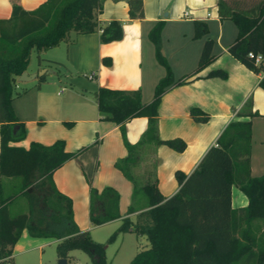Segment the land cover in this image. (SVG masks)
<instances>
[{
	"label": "trees",
	"instance_id": "trees-1",
	"mask_svg": "<svg viewBox=\"0 0 264 264\" xmlns=\"http://www.w3.org/2000/svg\"><path fill=\"white\" fill-rule=\"evenodd\" d=\"M128 18L142 17L141 0H126ZM102 0H43L32 9L11 5L8 17L0 18V177L19 176L18 191L3 195L0 183V264H12L11 250L20 231L31 236L56 240V253L65 258L71 249L85 252L90 264H107L103 243L93 240L88 230H80L72 218L71 200L56 189L51 172L64 160L76 155L83 146L67 151L62 139L49 144L29 142L26 148L8 144L23 137V124L17 120L11 105L14 80L28 63L33 48L40 51L59 41L72 42V35L98 30L102 42L121 37V21L99 23L96 18ZM220 18L230 19L236 28L227 51L247 68L259 72L253 62L255 53L264 54V0H217ZM163 21H155L147 35L153 44L156 61L163 74L153 86L149 101L142 102L138 88L132 90L97 86L94 101L103 118L122 124L134 116H145L147 126L139 141L125 143L126 154L115 166L132 181L134 191L146 197V207L134 220L121 218L108 240L116 232L144 234L148 246L136 251L127 264H264V168L259 175L249 173L250 120L234 119L226 123L214 144L202 154L196 166L184 174L174 171L177 189L163 196L153 182L137 185L129 168L143 141L163 143L180 151L184 141L179 137L157 138L154 130L156 108L163 90L189 77L173 79L171 70L159 51V33ZM206 32L203 21H193V37ZM212 39L203 40L193 73L206 66L213 54ZM252 56H248L247 52ZM104 61L109 63L108 59ZM192 73V74H193ZM205 76L224 77L221 68L209 69ZM43 74L37 77L41 80ZM264 89V72L258 80ZM248 105V102L245 103ZM189 115L203 122L207 114L191 107ZM255 112L247 111L245 115ZM17 128L13 131V125ZM236 185L246 196L244 206H230V186ZM22 195L26 212L10 215L8 203ZM88 217L99 224L119 216L118 194L109 187H89ZM128 212L132 211L128 207Z\"/></svg>",
	"mask_w": 264,
	"mask_h": 264
},
{
	"label": "crops",
	"instance_id": "crops-1",
	"mask_svg": "<svg viewBox=\"0 0 264 264\" xmlns=\"http://www.w3.org/2000/svg\"><path fill=\"white\" fill-rule=\"evenodd\" d=\"M42 1L0 0V18L8 17L13 3L32 9ZM141 2L142 17L128 18L126 0H102L96 18L102 24L111 19L120 20L122 34L119 39L102 42L99 30L74 34L72 42L59 41L40 50L41 62L36 66L30 68L27 63V72L39 67L50 69L43 73L41 80H37V76L22 85L17 84L21 82L17 76L14 80V88L22 91L13 95L11 105L17 120L23 124L24 134L8 144L26 148L31 141L49 144L62 139L67 151L83 146L76 155L56 167L51 178L56 189L70 198L76 226L88 232L91 227L108 221L120 223L124 216L134 220L135 214L146 207L145 195L140 190L134 191L132 181L122 174L115 162L126 154L125 143L140 140L147 118L134 116L116 124L99 113L94 94L97 86L138 88L141 101L150 100L153 86L164 71L154 58L153 44L147 35L157 20L163 21L159 51L172 78L190 76L180 83L168 85L161 93L154 121L155 135L161 139L179 137L185 145L176 151L163 143L141 141L137 157L129 168L133 182L137 185L153 182L163 196L172 194L178 187L174 171L188 174L205 150L214 144L226 123L234 119L250 120V175H259L264 168V89L258 85L262 74L247 68L227 51L236 28L230 19L218 16L217 0ZM194 20L206 24V32L199 37L192 36ZM206 38L213 41V58L193 73L199 49ZM213 68H221L225 76H205ZM71 69L81 71L85 77L86 73H92L91 78L86 77L92 82L88 92L70 86L67 93L62 94L65 87L53 77L58 79L61 73L70 76ZM35 79L37 82L31 83ZM191 107L206 113L207 119L203 122L194 120L188 113ZM247 111L255 114L245 115ZM0 183L4 196L13 194L18 191L20 177L2 175ZM90 186L97 190L109 186L117 192L118 217L99 224L90 223ZM246 202V196L232 184L230 206L236 208ZM128 207L132 211L128 212ZM7 209L10 215L26 212L23 196L15 195ZM18 241L19 236L12 246V262Z\"/></svg>",
	"mask_w": 264,
	"mask_h": 264
},
{
	"label": "rangeland",
	"instance_id": "rangeland-1",
	"mask_svg": "<svg viewBox=\"0 0 264 264\" xmlns=\"http://www.w3.org/2000/svg\"><path fill=\"white\" fill-rule=\"evenodd\" d=\"M39 53L33 48L30 50L28 58L30 68L41 62ZM46 69L50 70L49 68ZM60 71H62L61 68ZM61 74H59L58 79L55 76L53 78L57 83L65 87L62 92L63 95L67 93L70 86L80 89L84 88L85 92H88L92 82L81 71L71 69L70 76ZM31 81V83L37 82L36 79ZM22 83L24 81L17 82L18 85H22ZM14 89L15 91L18 90L19 93L22 91L21 88L16 87ZM118 224L119 221H108L95 225L89 230L90 237L93 240L103 243L104 259L107 264H127L136 251L148 246L146 236L133 231L116 232L114 237L108 240L107 237L115 230ZM55 244V239L31 236L23 229L22 233L19 234V241L13 249L12 264H58L60 257L57 256ZM64 259V264H90L89 256L79 249L69 250Z\"/></svg>",
	"mask_w": 264,
	"mask_h": 264
},
{
	"label": "water",
	"instance_id": "water-1",
	"mask_svg": "<svg viewBox=\"0 0 264 264\" xmlns=\"http://www.w3.org/2000/svg\"><path fill=\"white\" fill-rule=\"evenodd\" d=\"M46 70H48V69H46L45 67H39L32 72H27L26 70H23L17 75L16 79L19 81H27L29 79H32L34 77H37V76L43 74ZM16 126H17V124L13 125V127H12L13 130L16 128ZM64 263H65V259L59 258L58 264H64Z\"/></svg>",
	"mask_w": 264,
	"mask_h": 264
},
{
	"label": "built area",
	"instance_id": "built-area-1",
	"mask_svg": "<svg viewBox=\"0 0 264 264\" xmlns=\"http://www.w3.org/2000/svg\"><path fill=\"white\" fill-rule=\"evenodd\" d=\"M98 30L100 31L101 28H98ZM247 55L248 56H252V53L248 51L247 52ZM253 62L255 64H259V68H260L259 73L262 74L264 72V54H262V53H255L253 55ZM85 75L88 78H91L92 77V73L91 72H88Z\"/></svg>",
	"mask_w": 264,
	"mask_h": 264
}]
</instances>
